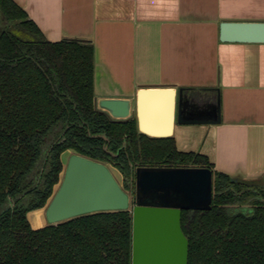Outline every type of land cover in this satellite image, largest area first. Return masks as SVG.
<instances>
[{
	"label": "trees",
	"instance_id": "16d2710c",
	"mask_svg": "<svg viewBox=\"0 0 264 264\" xmlns=\"http://www.w3.org/2000/svg\"><path fill=\"white\" fill-rule=\"evenodd\" d=\"M95 97L93 44L49 42L13 0H0V264H131L129 211L31 228L27 214L47 205L65 151L114 167L132 203L137 167L211 170L210 210L181 211L187 264H264V179L217 172L171 138L110 120Z\"/></svg>",
	"mask_w": 264,
	"mask_h": 264
},
{
	"label": "crops",
	"instance_id": "0c3cea01",
	"mask_svg": "<svg viewBox=\"0 0 264 264\" xmlns=\"http://www.w3.org/2000/svg\"><path fill=\"white\" fill-rule=\"evenodd\" d=\"M13 1L47 41L93 44L95 99L129 98L138 133L264 179V43L219 41L221 22H264V0Z\"/></svg>",
	"mask_w": 264,
	"mask_h": 264
},
{
	"label": "water",
	"instance_id": "95a60500",
	"mask_svg": "<svg viewBox=\"0 0 264 264\" xmlns=\"http://www.w3.org/2000/svg\"><path fill=\"white\" fill-rule=\"evenodd\" d=\"M219 41L264 43V22H221ZM94 107L115 122L131 117L129 98L100 97L94 99ZM219 121L217 103L211 112V123ZM150 136L159 137L153 133ZM214 179L211 170L200 167H137L132 203L114 170L72 153L43 210L44 218L47 225H54L98 212L129 211L131 264H187L188 241L180 226L181 211L210 210Z\"/></svg>",
	"mask_w": 264,
	"mask_h": 264
},
{
	"label": "rangeland",
	"instance_id": "374dc122",
	"mask_svg": "<svg viewBox=\"0 0 264 264\" xmlns=\"http://www.w3.org/2000/svg\"><path fill=\"white\" fill-rule=\"evenodd\" d=\"M72 153H74V152L65 151L61 155V160L63 162V166H65V163H66L68 156ZM114 173H115L117 179L119 180V182L121 183L120 175L116 171H114ZM61 177H62V174H61ZM61 177H60V180H61ZM256 184H258V185L263 184V180H257ZM56 188H57V186H55L54 190H56ZM44 208L39 209L40 212L38 210H35V211L28 213V221H29V224H30L32 229H40V228L44 227L45 225H47L45 222L44 213H43Z\"/></svg>",
	"mask_w": 264,
	"mask_h": 264
},
{
	"label": "flooded vegetation",
	"instance_id": "af4514ba",
	"mask_svg": "<svg viewBox=\"0 0 264 264\" xmlns=\"http://www.w3.org/2000/svg\"><path fill=\"white\" fill-rule=\"evenodd\" d=\"M103 164H104V163H103ZM105 165H107L109 168H111L112 170L116 171V172L120 175V173H119L114 167H112V166L109 165V164H105ZM120 179H121V185H122L123 180H122V176H121V175H120Z\"/></svg>",
	"mask_w": 264,
	"mask_h": 264
}]
</instances>
